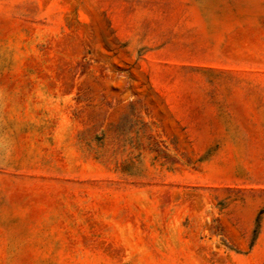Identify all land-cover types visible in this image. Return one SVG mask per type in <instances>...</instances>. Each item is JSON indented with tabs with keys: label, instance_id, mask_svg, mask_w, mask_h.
Instances as JSON below:
<instances>
[{
	"label": "rangeland",
	"instance_id": "1",
	"mask_svg": "<svg viewBox=\"0 0 264 264\" xmlns=\"http://www.w3.org/2000/svg\"><path fill=\"white\" fill-rule=\"evenodd\" d=\"M0 264H264V0H0Z\"/></svg>",
	"mask_w": 264,
	"mask_h": 264
}]
</instances>
